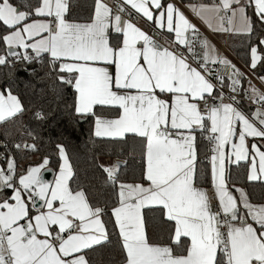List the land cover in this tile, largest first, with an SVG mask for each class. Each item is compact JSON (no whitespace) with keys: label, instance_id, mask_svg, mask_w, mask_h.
Here are the masks:
<instances>
[{"label":"snow or ice","instance_id":"6c2138e0","mask_svg":"<svg viewBox=\"0 0 264 264\" xmlns=\"http://www.w3.org/2000/svg\"><path fill=\"white\" fill-rule=\"evenodd\" d=\"M187 7L242 67L181 0H0V264H264V0Z\"/></svg>","mask_w":264,"mask_h":264},{"label":"trees","instance_id":"16d2710c","mask_svg":"<svg viewBox=\"0 0 264 264\" xmlns=\"http://www.w3.org/2000/svg\"><path fill=\"white\" fill-rule=\"evenodd\" d=\"M182 3H211L212 0H181ZM81 5L83 6V14H87V7L90 5L91 0H80ZM242 38L239 36H231L228 35L225 38L227 49L233 55V57L242 64V56L244 53V48L241 43ZM23 87V85H21ZM79 132H73V134L69 137L65 143L68 146L69 153L73 155L74 162H76L75 158L79 157V162L77 166L81 169L88 167L87 154L83 148V141L87 139V124H79L78 125ZM53 135H56V130H53ZM101 160H108L109 157L107 155L101 156ZM115 159V157H112ZM37 157H31V162H35ZM29 161L25 160L24 163L27 164ZM55 170V169H53Z\"/></svg>","mask_w":264,"mask_h":264},{"label":"crops","instance_id":"0c3cea01","mask_svg":"<svg viewBox=\"0 0 264 264\" xmlns=\"http://www.w3.org/2000/svg\"><path fill=\"white\" fill-rule=\"evenodd\" d=\"M189 4H197V3H182V10L185 12V14L194 22L197 24V26L200 28L201 32L205 35L208 36L214 44L215 42H220L224 43L226 46L225 38L226 34H221V33H213L210 29H208L198 18L195 17L194 13L191 12V10L187 7ZM199 5V4H197ZM227 49V46H226ZM227 51L230 53V51L227 49ZM230 55L233 57V55L230 53ZM227 56V55H226ZM229 58V57H228ZM239 62V61H238ZM53 178V172L51 179ZM50 179V180H51Z\"/></svg>","mask_w":264,"mask_h":264},{"label":"built area","instance_id":"2783aa9c","mask_svg":"<svg viewBox=\"0 0 264 264\" xmlns=\"http://www.w3.org/2000/svg\"><path fill=\"white\" fill-rule=\"evenodd\" d=\"M216 43V46L225 54V55H227L228 57H229V59H231L232 61H233V63H236L237 64V66H239V67H242L243 65L240 63V62H238L234 57H232L231 55H230V53L227 51V49H226V46H225V44L224 43H220V42H215Z\"/></svg>","mask_w":264,"mask_h":264},{"label":"water","instance_id":"95a60500","mask_svg":"<svg viewBox=\"0 0 264 264\" xmlns=\"http://www.w3.org/2000/svg\"><path fill=\"white\" fill-rule=\"evenodd\" d=\"M43 175L46 180H50L52 176V171L44 172Z\"/></svg>","mask_w":264,"mask_h":264}]
</instances>
